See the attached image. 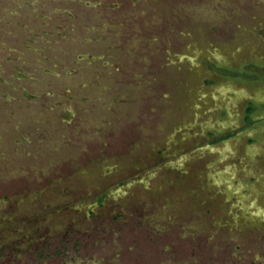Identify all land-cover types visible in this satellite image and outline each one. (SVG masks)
<instances>
[{
	"label": "rangeland",
	"instance_id": "obj_1",
	"mask_svg": "<svg viewBox=\"0 0 264 264\" xmlns=\"http://www.w3.org/2000/svg\"><path fill=\"white\" fill-rule=\"evenodd\" d=\"M0 264H264V0H0Z\"/></svg>",
	"mask_w": 264,
	"mask_h": 264
}]
</instances>
